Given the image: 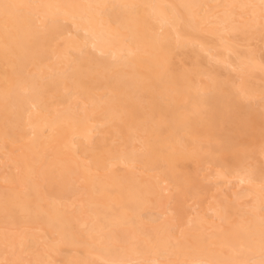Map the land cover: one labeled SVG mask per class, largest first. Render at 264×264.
Listing matches in <instances>:
<instances>
[{
  "label": "bare ground",
  "instance_id": "6f19581e",
  "mask_svg": "<svg viewBox=\"0 0 264 264\" xmlns=\"http://www.w3.org/2000/svg\"><path fill=\"white\" fill-rule=\"evenodd\" d=\"M0 264H264V0H0Z\"/></svg>",
  "mask_w": 264,
  "mask_h": 264
},
{
  "label": "rangeland",
  "instance_id": "374dc122",
  "mask_svg": "<svg viewBox=\"0 0 264 264\" xmlns=\"http://www.w3.org/2000/svg\"><path fill=\"white\" fill-rule=\"evenodd\" d=\"M189 204H191V202ZM68 249H71V248H68ZM85 254H86L85 247L79 246V247L73 248V253L70 254V256H79V258L85 259V257H86Z\"/></svg>",
  "mask_w": 264,
  "mask_h": 264
}]
</instances>
